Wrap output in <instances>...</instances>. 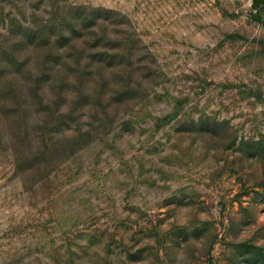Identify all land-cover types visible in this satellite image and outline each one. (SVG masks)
Instances as JSON below:
<instances>
[{
    "label": "rangeland",
    "instance_id": "374dc122",
    "mask_svg": "<svg viewBox=\"0 0 264 264\" xmlns=\"http://www.w3.org/2000/svg\"><path fill=\"white\" fill-rule=\"evenodd\" d=\"M252 2L0 0V264H264Z\"/></svg>",
    "mask_w": 264,
    "mask_h": 264
},
{
    "label": "water",
    "instance_id": "95a60500",
    "mask_svg": "<svg viewBox=\"0 0 264 264\" xmlns=\"http://www.w3.org/2000/svg\"><path fill=\"white\" fill-rule=\"evenodd\" d=\"M264 3V0H253L252 2V6L254 8L258 7L259 5L263 4Z\"/></svg>",
    "mask_w": 264,
    "mask_h": 264
},
{
    "label": "trees",
    "instance_id": "16d2710c",
    "mask_svg": "<svg viewBox=\"0 0 264 264\" xmlns=\"http://www.w3.org/2000/svg\"><path fill=\"white\" fill-rule=\"evenodd\" d=\"M256 9H257V12H259L261 10H264V4L259 6V7H257ZM257 17H258V19H261L260 14L259 15L257 14Z\"/></svg>",
    "mask_w": 264,
    "mask_h": 264
}]
</instances>
